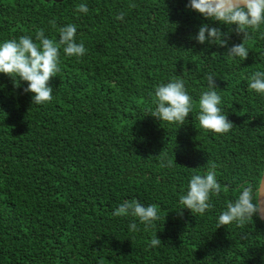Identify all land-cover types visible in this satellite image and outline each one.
I'll use <instances>...</instances> for the list:
<instances>
[{
	"label": "trees",
	"instance_id": "trees-1",
	"mask_svg": "<svg viewBox=\"0 0 264 264\" xmlns=\"http://www.w3.org/2000/svg\"><path fill=\"white\" fill-rule=\"evenodd\" d=\"M187 3L0 0V44L38 43V29L58 41V29L74 24L87 50L77 58L61 48L53 99L43 105L0 74V264H264V222L216 228L226 202L254 187L264 166V95L248 86L264 72V24L242 41L246 60L229 58L190 37L201 24L228 33L229 46L242 37ZM80 4L86 14L75 11ZM209 74L234 125L221 135L196 118ZM174 77L193 100L182 126L150 115L155 88ZM213 164L222 188L212 207L178 215L190 178ZM125 200L158 205L160 219L147 229L136 220L130 231L133 217L112 215ZM155 234L161 245L146 251Z\"/></svg>",
	"mask_w": 264,
	"mask_h": 264
},
{
	"label": "clouds",
	"instance_id": "clouds-1",
	"mask_svg": "<svg viewBox=\"0 0 264 264\" xmlns=\"http://www.w3.org/2000/svg\"><path fill=\"white\" fill-rule=\"evenodd\" d=\"M130 8L136 7L130 4ZM186 9L195 12L203 19L227 26L231 32L242 37L240 43L228 44V33L222 32L220 27L201 24L195 36L190 37L197 44H217L226 49L229 58L246 60L248 49L242 41L249 38V30H258L264 24V0H188ZM78 13L86 14L88 8L80 4L75 9ZM124 13L116 16L123 20ZM55 28V19L50 21ZM77 26L67 24L58 29L59 39L54 41L47 38L43 29L35 33L34 42L31 36H21L19 39L6 40L0 44V74L10 78L14 88H20L21 82L27 86L22 89V94H31V102L43 105L53 99V89L50 80L60 71V50L67 57L80 58L86 53L83 42H76ZM207 89L200 95L198 101L197 120L205 132L217 135L228 133L233 123L222 113L219 105L221 96L217 91L214 75L206 76ZM249 89L256 94L264 95V72L256 71L249 77ZM155 110L151 116L160 122L184 125L186 118L193 110L192 97L186 91L184 80L174 77L167 83L159 84L154 90ZM162 166H165L162 164ZM215 165H211L204 175L195 174L190 178L187 191L179 198L182 206L178 215H183L187 209L191 214L203 215L212 207L211 195H219L222 186L216 179ZM225 192L229 191L224 186ZM112 215L131 216L134 221L129 225L130 231H138L136 220L145 228L153 227L154 222L160 219L158 205L145 206L138 200H125L112 213ZM253 217L264 222V177L253 186H241L234 201H227L217 220L216 228L219 229L229 224L244 227ZM161 245L160 239L155 236L150 240L148 248Z\"/></svg>",
	"mask_w": 264,
	"mask_h": 264
},
{
	"label": "water",
	"instance_id": "water-1",
	"mask_svg": "<svg viewBox=\"0 0 264 264\" xmlns=\"http://www.w3.org/2000/svg\"><path fill=\"white\" fill-rule=\"evenodd\" d=\"M42 1L45 2V3L46 2L60 3V2H62L64 0H42ZM262 177H264V166H263V170H262L260 178H262Z\"/></svg>",
	"mask_w": 264,
	"mask_h": 264
}]
</instances>
